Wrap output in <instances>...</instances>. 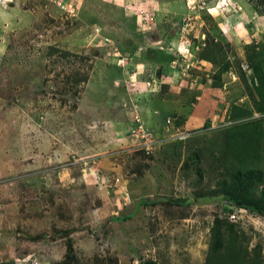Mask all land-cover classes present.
I'll return each mask as SVG.
<instances>
[{"label": "rangeland", "instance_id": "rangeland-1", "mask_svg": "<svg viewBox=\"0 0 264 264\" xmlns=\"http://www.w3.org/2000/svg\"><path fill=\"white\" fill-rule=\"evenodd\" d=\"M261 68L264 0H0V264H264ZM117 76L152 118H79Z\"/></svg>", "mask_w": 264, "mask_h": 264}, {"label": "crops", "instance_id": "crops-1", "mask_svg": "<svg viewBox=\"0 0 264 264\" xmlns=\"http://www.w3.org/2000/svg\"><path fill=\"white\" fill-rule=\"evenodd\" d=\"M147 84L150 83L147 82ZM140 86H143V84ZM142 95L143 93H140V95H138V97H140V100L133 109V100L136 99L133 95V92L127 93L126 89H123L121 85V78L119 76L114 78L110 83L109 79L97 81V83H91L90 81H88L85 84V91L83 92L81 99L83 103L86 101L87 104H93L98 101L104 104H93L95 108L91 111L85 109L82 110V108H79L76 111V115L79 116V118H83L85 115L88 114L89 116L91 115L89 118H111L112 121L107 123L109 124V126H112V128L115 130L121 126V123L123 124L121 120L124 121L126 120L125 118H128L129 116L138 117L139 115L140 119L143 122V119L145 118H152V112H154L155 110L157 111L159 109L155 108V102H148L149 99L145 98L144 95ZM144 100H146L147 104H144ZM137 181L140 182V178H138ZM139 184L142 185L141 182ZM120 186L123 187V185ZM140 195H142L141 192Z\"/></svg>", "mask_w": 264, "mask_h": 264}, {"label": "trees", "instance_id": "trees-1", "mask_svg": "<svg viewBox=\"0 0 264 264\" xmlns=\"http://www.w3.org/2000/svg\"><path fill=\"white\" fill-rule=\"evenodd\" d=\"M257 77L259 85L257 86L256 91L258 93V96H260L262 100H264V69L262 70L261 68V70H259ZM255 138L256 137L254 136V134H252L249 137L248 142L250 143ZM246 152L248 153L250 152V150L248 149ZM252 153L253 152L249 153V155ZM255 178H261L259 172H255L254 170H238L232 176V183L234 187L231 191L232 193H226V196L234 201L235 204H237L238 202L244 205L250 204L257 212L264 215V190L261 191V196L259 198H256L253 202H251L249 198L250 193L253 191L249 183ZM214 199L215 198L210 197L203 200L202 202L210 203L214 201ZM217 200L219 201L220 199L217 198ZM176 204L179 205L180 202H176ZM228 229H232V225H229ZM237 246L239 245H237L235 236H229L228 240L223 239L221 231L216 226L212 233V243L209 253V256H215H213L214 259L210 260L209 264H261L258 259L254 260L248 258L246 252L244 251L245 253H243V250H241V248H238Z\"/></svg>", "mask_w": 264, "mask_h": 264}, {"label": "built area", "instance_id": "built-area-1", "mask_svg": "<svg viewBox=\"0 0 264 264\" xmlns=\"http://www.w3.org/2000/svg\"><path fill=\"white\" fill-rule=\"evenodd\" d=\"M238 212V211H237ZM229 213V212H228ZM230 220L234 219L235 217L233 215H230L229 213Z\"/></svg>", "mask_w": 264, "mask_h": 264}, {"label": "bare ground", "instance_id": "bare-ground-1", "mask_svg": "<svg viewBox=\"0 0 264 264\" xmlns=\"http://www.w3.org/2000/svg\"><path fill=\"white\" fill-rule=\"evenodd\" d=\"M117 49V48H116Z\"/></svg>", "mask_w": 264, "mask_h": 264}]
</instances>
